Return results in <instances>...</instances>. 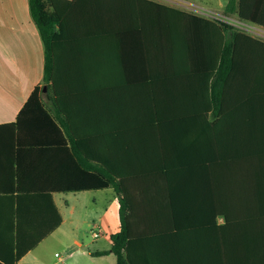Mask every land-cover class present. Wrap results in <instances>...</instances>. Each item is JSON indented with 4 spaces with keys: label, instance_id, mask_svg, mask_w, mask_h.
Wrapping results in <instances>:
<instances>
[{
    "label": "crops",
    "instance_id": "crops-1",
    "mask_svg": "<svg viewBox=\"0 0 264 264\" xmlns=\"http://www.w3.org/2000/svg\"><path fill=\"white\" fill-rule=\"evenodd\" d=\"M149 1L198 18L217 20V16L230 17L225 13L228 0ZM167 14L176 18L165 20V33L183 31L190 24V20L181 15ZM142 16L149 19L147 13ZM246 24L264 32V28L260 26ZM140 29L146 33L152 28L148 20L141 27H126L119 20L111 28L88 30L77 27L72 32H111L117 35L113 37L114 52L109 57L105 37L86 38L84 35L61 43L56 55L55 78L60 88L57 99L63 111L60 117L74 131L82 135H94L85 142L94 147L93 155L97 162L105 163L106 158L110 159L117 176L126 179H147L154 176L142 171L145 163L178 159L172 145L179 142L178 139L169 142L158 136V133L154 136L149 131L158 130L162 134L161 131H167L168 128L181 129L185 126L176 123L171 126L164 124L158 129L151 125L147 127L150 129H146L142 115L148 111L161 114L200 111L199 107H195L194 101L191 104L188 102L189 97L194 100L201 95L198 86H193L194 79L189 87V77L184 74L179 76L180 69H184V61L170 62L167 58H161L160 63H156L154 73L153 62L147 59V50L144 48L145 38H141L140 44L135 45L136 37L129 36L128 42H125L120 36L140 32ZM167 36L168 34L164 38L165 48L169 45ZM178 40L182 38L178 37ZM141 53H144L142 60L138 55ZM255 56L241 60V64H250L251 68L247 67L236 78L239 83H234V86L239 94L231 101L227 108L229 115L219 123L216 130V134L223 133L222 140L225 143L244 147L246 161L249 159L246 155L249 143L255 145L264 157V93L252 98L242 92V88H247L251 80L264 87V56ZM44 63V45L38 27L32 20L29 0H0V126L15 123L35 88L43 87ZM175 82L178 84L176 88ZM180 82L182 85H179ZM174 90L177 97L181 98V102L175 107L169 104L170 94ZM46 96L47 89L41 93V97L45 105L52 109V102ZM152 96L157 99L156 109L151 107ZM138 125L141 128L136 129ZM138 130L142 131L137 133ZM107 132L112 137H106ZM37 157L35 155L33 158ZM3 160L4 157L0 154V255L3 259L11 260L15 256L18 243L22 248L36 243L15 264H117V257L111 253V238L120 232L122 221L120 197L113 188L57 192L52 188L57 185L55 172L30 164L23 173L21 189L13 191L15 187L11 181L10 167ZM240 160H243L242 151ZM257 160H260L259 156ZM242 167L240 165L239 171L233 170V175L228 174L237 181L240 179L239 187L218 185L217 179L225 177L218 176L215 172L208 185H199L198 182L195 186L171 190V194L175 195L172 206L186 211L182 215L175 214L178 216L177 220L184 224L193 223L195 229L188 231L185 228L184 234L176 233L175 239H172L173 235H168V239L160 236V249L151 248L147 239L152 233L162 231L161 226L165 220L161 216L164 215H159L160 228H157L158 222L150 216L149 188L146 183L127 185L132 210L127 211L126 219L135 235L131 251L134 263L231 264L234 233L221 210L226 214V209H229L231 217V209L240 210L247 204L236 199L248 198L253 194L247 186H242L240 172L243 176L246 171L245 168L242 171ZM65 175L66 172L64 177ZM256 195L258 201L257 191ZM163 198L165 199L164 196ZM160 202L162 206L164 200L161 197ZM59 216L62 219L60 225ZM97 252L109 254L94 256Z\"/></svg>",
    "mask_w": 264,
    "mask_h": 264
},
{
    "label": "trees",
    "instance_id": "trees-1",
    "mask_svg": "<svg viewBox=\"0 0 264 264\" xmlns=\"http://www.w3.org/2000/svg\"><path fill=\"white\" fill-rule=\"evenodd\" d=\"M29 8L45 50L44 85L42 88H35L15 123L0 126V154L4 157L3 163L10 167V177L15 187L12 190L21 189L23 173L30 164H35L37 168H47L59 175L58 177L55 175L57 185L52 186L57 192L113 188L120 197L122 227L120 232L111 238V253L117 257V264H135L131 252L135 235L126 219L127 211L132 210L127 185L137 186L146 183L149 188L150 216L158 222L157 228H160L159 215H164L161 216L162 220H165L161 226L162 231L152 233L147 239L152 245L151 248L160 249V236L168 239V235H173L172 239H175L176 233L184 234L183 230L195 229V224H184L183 221L177 220L178 216L175 214L182 215L186 211L172 206L175 195L171 194V190L195 186L198 182L199 185H208L209 181L213 180L212 175L215 172L218 176L225 177L217 179L218 185L239 187L240 179L238 178L237 181L228 174L233 175V170L239 171L241 165L242 171L246 169L243 176L240 172V178L243 179L242 186H247L253 194L248 198L236 199L247 204L240 210L231 209V217H229V209H226V214L221 210L234 233L231 243L233 254L231 264H264V157L255 145L249 143L246 154L249 159L246 161L244 147L225 143L222 140L223 133L216 134L219 123L229 115L227 108L231 105V101L239 94L234 86V83H239L236 78L240 77L247 67L251 68L250 64L247 66L241 64V60L255 58V55L264 56V40L253 37L228 22L194 17L149 0H29ZM145 13L149 14V19L142 16ZM167 13H175L187 18L190 20L189 26L183 31L173 30L165 33L163 26L165 20L176 18V16H167L169 15ZM225 13L228 16H236L242 22L264 28V0H228ZM118 20L126 27L133 25L141 27L143 22L148 20L152 28L150 31L145 33L140 29V32L122 34L121 38L128 42L129 36L136 37L135 45L140 44L141 38H145L144 48L147 50V59L153 62L154 73L157 68L156 63H160L161 58L163 60L167 58L170 62L184 61L185 66L183 70L180 69L179 76L189 77V87L192 86L191 80L194 79L193 86L195 88L198 86L201 92L198 99L195 97L192 100L189 97L188 100L189 104L195 102V107L200 109L199 112L161 114L148 111L147 114L142 115V118H145L142 121L146 129H150L147 127L151 125L157 126L158 129L161 125L171 126L176 123L185 126L181 129L168 128L167 131H161L162 134H159L158 130L149 131L154 136L158 133V136L166 138L169 142L177 139L179 142L172 144L178 159L145 163L142 171L154 174L147 179L118 177L112 161L108 158L105 159V163H98L93 155L94 147L86 145L85 142L94 135H82L74 131L60 117L63 111L57 99L60 88L55 78L59 45L66 40L77 38L76 36L85 35L86 38L103 36L104 43L109 47L107 54L110 57L114 52L113 37L117 35L111 32L77 34L72 31L77 27L88 30L100 27L111 28L117 25ZM167 34L169 45L165 48L164 38ZM178 37L182 40H178ZM138 48L143 49L142 46ZM138 55L141 56V60L144 59V53ZM179 85H182V82ZM177 86L175 82V88ZM44 87L47 89V100L52 102V109L42 101L41 93ZM242 89H244L243 93H247L252 98L264 93V87L261 83H255V80L249 81V86ZM173 93L170 94L169 104L175 107L181 102V98L177 97L175 90ZM152 101L151 107L156 109L158 104L154 96ZM139 128L141 127L138 125L136 129ZM141 131L138 130L137 133ZM105 136L110 138L112 134L107 132ZM241 151L243 160H240ZM35 155L38 157L33 158ZM258 156L260 160H257ZM64 172H66L65 177ZM196 174L201 176H195ZM256 191L259 196L258 201ZM160 197L162 201L164 200L162 206ZM61 222L59 216L58 225ZM35 244L30 243L22 248L18 243L15 256L7 260L0 255V264H15ZM217 250L220 251L218 248ZM106 254L109 253L97 252L94 256Z\"/></svg>",
    "mask_w": 264,
    "mask_h": 264
},
{
    "label": "rangeland",
    "instance_id": "rangeland-1",
    "mask_svg": "<svg viewBox=\"0 0 264 264\" xmlns=\"http://www.w3.org/2000/svg\"><path fill=\"white\" fill-rule=\"evenodd\" d=\"M226 2V1H225ZM217 12V11H216ZM217 20H224V21H228L230 23H233L235 24L239 29L245 31V32H248V33H251L252 35L256 36V37H259L261 39L264 40V32L263 31H259L257 30L256 28L253 29L252 27L248 26L246 23H243L241 22L237 17L235 16H230V17H218L217 16ZM236 20V21H234ZM238 21V22H237ZM252 31V32H250ZM1 86V85H0ZM2 87V86H1Z\"/></svg>",
    "mask_w": 264,
    "mask_h": 264
},
{
    "label": "water",
    "instance_id": "water-1",
    "mask_svg": "<svg viewBox=\"0 0 264 264\" xmlns=\"http://www.w3.org/2000/svg\"><path fill=\"white\" fill-rule=\"evenodd\" d=\"M44 90L46 91V87H44Z\"/></svg>",
    "mask_w": 264,
    "mask_h": 264
},
{
    "label": "built area",
    "instance_id": "built-area-1",
    "mask_svg": "<svg viewBox=\"0 0 264 264\" xmlns=\"http://www.w3.org/2000/svg\"><path fill=\"white\" fill-rule=\"evenodd\" d=\"M67 1H72V0H67Z\"/></svg>",
    "mask_w": 264,
    "mask_h": 264
}]
</instances>
